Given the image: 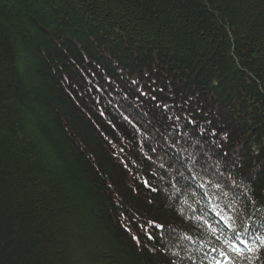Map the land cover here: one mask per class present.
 Masks as SVG:
<instances>
[{
  "label": "trees",
  "instance_id": "16d2710c",
  "mask_svg": "<svg viewBox=\"0 0 264 264\" xmlns=\"http://www.w3.org/2000/svg\"><path fill=\"white\" fill-rule=\"evenodd\" d=\"M261 241L264 0H0V264Z\"/></svg>",
  "mask_w": 264,
  "mask_h": 264
},
{
  "label": "snow or ice",
  "instance_id": "6c2138e0",
  "mask_svg": "<svg viewBox=\"0 0 264 264\" xmlns=\"http://www.w3.org/2000/svg\"><path fill=\"white\" fill-rule=\"evenodd\" d=\"M216 214L218 216H220V219L224 222V224L228 228H230V229L233 228V224L231 222L233 220V217L227 216V215H222L221 212H217ZM205 223H207V222L205 221ZM157 227H159V226H157ZM208 228L211 229L213 234L216 233V229L213 228L212 225H208ZM233 230L235 231V229H233ZM217 238H219V237H217ZM240 243L247 245V241L241 240ZM261 243H264V241H261ZM229 247L231 248L232 252L235 253L236 255H243V253H244V249H242L239 246V244L232 245L231 243H229ZM213 251H216V249H213ZM247 251L251 252V251H254V249L251 247H248ZM220 254L225 257L227 264H236V261L233 260L231 257H229L228 254L225 253L223 250H221ZM217 264H220V261H217Z\"/></svg>",
  "mask_w": 264,
  "mask_h": 264
}]
</instances>
